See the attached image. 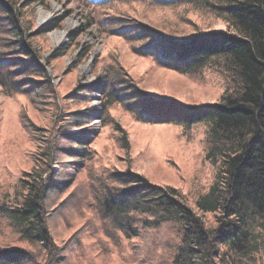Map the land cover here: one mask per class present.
<instances>
[{
	"label": "trees",
	"instance_id": "trees-1",
	"mask_svg": "<svg viewBox=\"0 0 264 264\" xmlns=\"http://www.w3.org/2000/svg\"><path fill=\"white\" fill-rule=\"evenodd\" d=\"M83 1L91 10L107 7L116 13L115 5L147 0ZM148 2L196 10L210 29L186 37L180 36L173 23L179 34L163 32L162 25L127 24L114 28V34L125 39L132 35L131 50L153 58L161 67L192 76L206 69L216 72L224 84L220 100L191 106L158 97L140 88L133 73L114 65L107 67L95 84H79L62 101L67 98L88 103L95 88L103 85V126L111 128L109 139H116L125 150L129 146L126 131L111 112L118 108L143 123H173L185 129L205 124V159L215 167L211 186L191 201L180 188L153 183L135 170L102 163L100 151L92 146L91 135L97 131L89 126L94 108L89 105L64 112L61 93L47 69L51 61L68 53V46L54 49L42 61L43 55L31 41L34 34L24 38L33 27L35 5L45 0H0L1 90L6 97H26L52 119L50 137L43 144L36 134L39 128L33 115L22 110L17 118L16 129L20 127L25 133L31 130L33 149L27 156L29 168L22 170L14 192L0 191V222L18 242L29 243L30 247L0 242V264H62L70 243L79 252L83 250V258L86 251L81 235L96 222L99 227L95 224L92 234L102 254L110 255L114 246L122 250L123 238L137 241L136 247L143 250L147 247L143 245L145 237H154L170 227L173 242L151 241L149 247L155 250L160 244L159 252L165 251L150 256L152 264H259L264 256V0ZM23 16H27L26 22ZM181 17L192 29L201 26L185 14ZM215 19L221 20L224 27H211ZM72 37L75 39L74 34ZM72 70L73 66L65 74L70 75ZM71 126L78 131L70 132ZM65 140L73 145L62 147L60 142ZM62 153L71 158L66 166L74 175L72 171L63 175L53 167ZM82 172L87 190L83 192L81 186L80 193L76 175ZM84 195L93 218L88 217L61 246L49 226L53 211L62 199L83 206Z\"/></svg>",
	"mask_w": 264,
	"mask_h": 264
},
{
	"label": "rangeland",
	"instance_id": "rangeland-1",
	"mask_svg": "<svg viewBox=\"0 0 264 264\" xmlns=\"http://www.w3.org/2000/svg\"><path fill=\"white\" fill-rule=\"evenodd\" d=\"M115 6L118 11L116 13L107 7L98 8L97 11L91 10L83 0H45L44 4L35 5L32 15L33 27L26 31L27 33L25 32L24 38L27 39L29 34H34L31 41L45 58L42 61L48 59L54 49L62 50L68 46V53L51 61L47 65V69L53 83L61 93L59 100L62 102L64 112L89 105L94 108V117L90 120L89 126L92 131H97L95 132L97 135L94 133L91 135L92 146L100 151L102 163L110 162L122 170H135L144 174L153 183L180 188L193 201L198 195L208 191L215 176L214 165L205 159L207 131L205 124H197L190 129H185L173 123H143L133 120L118 108L111 112L119 125L126 131L129 146L125 150L119 147L116 139H109V129L111 128L103 126V93L101 91L103 85L95 88L88 103H80L67 98L62 101L79 84L80 86L95 84L100 75H103L107 69L114 65H119L126 73H133L136 76L133 81L140 88L158 97H166L191 106L216 103L220 100L224 84L216 72L206 69L200 75L192 76L161 67L153 58L136 55L131 50L132 46L129 41L133 39L132 35L129 34L125 39L113 32L114 28H121L127 24L134 25V27L155 24L162 25L160 29L163 32L170 30L176 34L179 31L180 34L182 33L180 36L188 37L210 29L204 24L205 18L201 16L200 12L197 13L196 10L185 9L186 7L182 6H154L148 0ZM40 9L48 13L49 16L44 22H41ZM180 13L201 23V26L199 25L197 30L192 29L190 25L182 21ZM133 17H136L137 20L134 21ZM22 19L26 22L27 16H23ZM113 19H119L116 21L120 22L115 23ZM215 20V24H212L211 27H224L221 20ZM102 21H106V23ZM72 22L74 24L71 26ZM172 23L178 29L177 31L171 26ZM36 31H41L43 34L35 36L37 35ZM57 32H65L60 41L54 39L53 34ZM73 34L75 39L72 37ZM2 37L5 38L6 34H3ZM0 41L3 40L0 39ZM72 66V73L65 74ZM78 100L81 99L78 98ZM22 110L28 115H33L36 127L39 128L36 134L38 136L39 133L44 144V140L50 137L49 129H52L50 128L52 119H50L49 113L33 107L24 96H4L0 86V184L2 186L0 191L4 189L10 194L14 192V186L22 170L29 168L30 163L27 156L33 149V144L29 141L32 137L31 130L26 134L20 127L16 129L17 118L20 117ZM68 129L70 132L78 131L76 126H71ZM60 145L69 147L73 144L65 140L60 142ZM59 159L54 161L53 167L68 176L72 168L66 166V163L71 161V158L62 153ZM72 174L74 175L75 172L72 171ZM85 178V172L76 175V184L80 193L83 186V192L87 190ZM81 186L82 188H80ZM71 190L72 188L68 194L71 193ZM56 198L57 196L53 200ZM86 201L84 195V205L77 207L76 204L69 201L64 202L62 199L60 206L53 211L49 226L52 229L55 242L59 245L67 244L85 220L88 217L90 220L93 218ZM95 224L99 227L98 222ZM95 224L92 226V222H90L89 226L92 227L81 235L84 240L86 256L82 258L83 250L79 252L75 249V244L70 243L65 262L62 264H152L153 260L150 256H160L159 254L165 251L159 252L160 244L155 250L149 247L152 244L151 241L153 239L164 243H166V239L174 241L172 234L168 233V231L172 232L169 227L168 230L166 228L154 237L151 235L145 237L143 245H147V247L143 250L136 247L137 241L130 242L123 238L122 250L114 246L110 255L102 254L96 246L92 234ZM11 232L6 224L0 222V242L30 247L29 243L18 242L17 237ZM146 256L149 257L146 258ZM39 260L42 259L39 258ZM259 261V264H264V256Z\"/></svg>",
	"mask_w": 264,
	"mask_h": 264
},
{
	"label": "bare ground",
	"instance_id": "bare-ground-1",
	"mask_svg": "<svg viewBox=\"0 0 264 264\" xmlns=\"http://www.w3.org/2000/svg\"><path fill=\"white\" fill-rule=\"evenodd\" d=\"M40 15H41V22H44V21H46L49 18L48 13H46L42 9H40ZM73 24H74V22H72L70 25L72 26ZM64 34H65V32L54 33L53 34L54 35V39H56L57 41H60L64 37Z\"/></svg>",
	"mask_w": 264,
	"mask_h": 264
}]
</instances>
